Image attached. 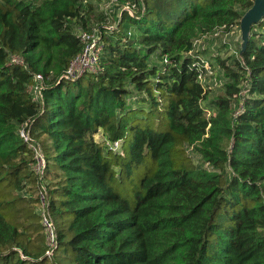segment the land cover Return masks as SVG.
I'll list each match as a JSON object with an SVG mask.
<instances>
[{
    "label": "trees",
    "instance_id": "trees-1",
    "mask_svg": "<svg viewBox=\"0 0 264 264\" xmlns=\"http://www.w3.org/2000/svg\"><path fill=\"white\" fill-rule=\"evenodd\" d=\"M130 1L110 31L88 0H0V264H264V17L217 57L227 81L204 106L196 42L240 28L255 0ZM96 27L99 69L68 80Z\"/></svg>",
    "mask_w": 264,
    "mask_h": 264
},
{
    "label": "built area",
    "instance_id": "built-area-1",
    "mask_svg": "<svg viewBox=\"0 0 264 264\" xmlns=\"http://www.w3.org/2000/svg\"><path fill=\"white\" fill-rule=\"evenodd\" d=\"M129 3L127 6H125L122 10L127 11L131 16L135 15L137 5L130 0H128ZM114 3V1H112ZM107 15H109L107 13ZM114 29V27L110 28ZM217 36V35H216ZM79 38L81 42L84 45L83 51L72 61L70 67L68 68L65 77L70 81H75L82 77L87 72H96L99 69V62L100 57L103 52V43L101 38V31L99 28H94L90 31H81L79 33ZM165 63H168V60L165 59ZM201 62L205 65L206 69V75L210 73L211 68L206 61L201 59ZM12 63H19L23 64V60L19 57H13ZM200 80L202 83L205 82L206 77L205 75H200ZM42 90H43V77L41 75L35 76V84L31 87L30 91L34 95L35 100H39L42 97ZM29 123H25L21 129H20V135L21 137L28 143H30V147L34 151V159L35 163L33 167L35 166V171L37 174L42 175L45 168H46V161L44 158V155L41 151V148L39 145H35L32 142V139L29 135L28 131ZM112 148L114 150H118L121 146V142H114L112 145ZM42 178V176H41ZM45 191L41 192V221L42 225L45 231L46 240H47V251L46 256L48 258H53L59 245L57 241V232L55 223L53 222L51 216L46 212V198H45Z\"/></svg>",
    "mask_w": 264,
    "mask_h": 264
},
{
    "label": "rangeland",
    "instance_id": "rangeland-1",
    "mask_svg": "<svg viewBox=\"0 0 264 264\" xmlns=\"http://www.w3.org/2000/svg\"><path fill=\"white\" fill-rule=\"evenodd\" d=\"M88 1L91 2L96 7V11H101L109 14L108 16L110 20L107 24L108 26L106 27L110 31H111L110 28L112 27H114V29L116 28V23H117L116 21L120 17V13L122 12L123 8L127 6L129 3L128 0H88ZM112 1H114V3H112ZM109 30L107 31L109 32ZM131 30L134 34L133 28H131ZM243 37H244V32L242 30V27L240 26V28L237 27L232 32L229 33H223L222 30H220V35L208 36L196 42L195 51L204 55L203 56L204 60L206 59L207 61H209V63L214 64V68H211L210 70L211 72L205 76L206 80L203 83L207 91L206 93L207 100L203 102L204 106L208 105L209 103L217 99V97L220 94H222V92H224V86L227 81V78L224 77L223 74L224 72L217 64V57L225 59L237 53L239 56L240 55L239 50L240 48L243 47V43H244ZM155 64L159 68L163 66L162 61H160V59L158 58L157 61H155ZM209 66L211 67V64ZM96 138L98 140H102L103 133L101 132L99 135L96 136ZM189 154L197 165L201 164V159L199 155L194 153L192 149H189ZM33 168L35 169V166ZM40 224L41 227H43L42 221L40 222ZM43 232L45 235V231ZM45 243L47 244L46 235H45Z\"/></svg>",
    "mask_w": 264,
    "mask_h": 264
},
{
    "label": "water",
    "instance_id": "water-1",
    "mask_svg": "<svg viewBox=\"0 0 264 264\" xmlns=\"http://www.w3.org/2000/svg\"><path fill=\"white\" fill-rule=\"evenodd\" d=\"M264 17V0H255L254 6L249 10L241 21L244 32L243 50L246 47L252 25L259 22Z\"/></svg>",
    "mask_w": 264,
    "mask_h": 264
}]
</instances>
